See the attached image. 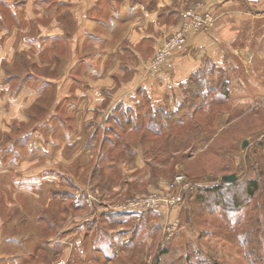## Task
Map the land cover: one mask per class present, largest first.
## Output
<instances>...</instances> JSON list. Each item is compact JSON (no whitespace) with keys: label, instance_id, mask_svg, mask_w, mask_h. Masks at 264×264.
<instances>
[{"label":"rangeland","instance_id":"374dc122","mask_svg":"<svg viewBox=\"0 0 264 264\" xmlns=\"http://www.w3.org/2000/svg\"><path fill=\"white\" fill-rule=\"evenodd\" d=\"M231 1L243 13L228 20L237 39L220 65L208 61L188 80L176 107L155 108L145 98L141 107L104 118L76 104L72 93L71 106H56L61 95L46 91L44 78L61 74L65 46L53 60L36 45L1 65L0 264H264V0ZM12 4L0 1L6 30L15 21ZM193 7L206 12L201 3ZM215 22L190 31L186 49L168 61L189 52L191 34ZM181 105L186 109L174 120L187 118L200 134L182 154L146 155L142 146L131 157H118L115 147L101 152L106 139L118 142V120L142 118L143 129H166L165 114ZM179 174L199 189L193 197L188 190L176 209L123 210L137 199L167 196ZM230 175L236 184L223 185ZM251 181L258 186L252 196ZM169 220L178 224L172 235Z\"/></svg>","mask_w":264,"mask_h":264},{"label":"crops","instance_id":"0c3cea01","mask_svg":"<svg viewBox=\"0 0 264 264\" xmlns=\"http://www.w3.org/2000/svg\"><path fill=\"white\" fill-rule=\"evenodd\" d=\"M0 1L13 3L15 20L7 30L0 26V68L13 65L18 51L37 45L53 60L65 46L69 60L57 78H44L46 91L59 92L56 106H71L72 93L76 104L84 103L88 113L104 118L120 107H141L145 98L155 108L180 105L188 80L206 62H223L225 47L233 45L238 32L228 20L243 14L228 0ZM198 3L216 18L213 28L191 34L189 52L173 56L159 73H152L154 51L180 29L186 10ZM46 66L54 67L50 62Z\"/></svg>","mask_w":264,"mask_h":264},{"label":"trees","instance_id":"16d2710c","mask_svg":"<svg viewBox=\"0 0 264 264\" xmlns=\"http://www.w3.org/2000/svg\"><path fill=\"white\" fill-rule=\"evenodd\" d=\"M203 70L204 69H201L198 73L193 75L190 78L191 79L190 82H193V80L196 79L198 75L203 74ZM185 109L186 108H184L183 105H181L179 110L175 112L173 115L165 114V118L164 117L163 118L165 121L169 122V125L166 126V129H161V126L160 129L158 128V130L143 129L141 128L142 118H137L138 120L136 123H134L131 120H128L126 124L118 120L117 121L118 128L121 129L122 131L121 134H118L120 135L118 138V142H113L110 139H106L102 143L101 152H103L106 147H110V149L115 147L120 149L119 153L117 154L118 157L120 156L123 158V154L131 157L132 155L135 154L137 148L139 146H142V148L145 150L146 155H151L155 151L157 153H172V152L181 153L180 149H182L183 146L190 144L193 139H195L196 141L200 136V134L197 133L198 127L195 126L194 123L190 122V120L188 122L187 118L184 120L180 118L179 120L176 121L174 120V118L179 116ZM117 111H120V108H118ZM158 119L153 118L152 121L154 122L155 120H157L159 122ZM155 138L159 141L158 142L151 141V139H155ZM156 146L158 147L160 146V148ZM189 179L192 180L191 178ZM236 180L231 183H225L222 181V183L223 185L224 184L233 185L236 184ZM220 190H221L220 186L214 189L213 188L205 189L206 192L220 191ZM256 190H258L257 182L251 181L249 183V190H248L249 195L250 196L254 195V192Z\"/></svg>","mask_w":264,"mask_h":264},{"label":"built area","instance_id":"2783aa9c","mask_svg":"<svg viewBox=\"0 0 264 264\" xmlns=\"http://www.w3.org/2000/svg\"><path fill=\"white\" fill-rule=\"evenodd\" d=\"M186 16L188 20L185 22L183 28L171 37L163 46L158 48L150 63V71L158 73L168 61L169 57L174 52L183 51L186 49L187 36L190 31H203L209 29L214 23V16L212 13L200 12L197 7L190 8ZM199 184V183H198ZM196 182H192L187 179L183 174H179L175 177V180L169 186V194L167 196L151 195L146 198L137 199L131 202L123 210L129 212H137L138 208L146 211H160V207L168 206L167 208L172 210L176 209L183 200L187 197L186 194L190 190V197H193L195 192L198 191ZM176 193V194H175ZM135 209V210H134ZM177 222L168 221L167 233L172 235L176 230ZM54 264H66L64 260H59Z\"/></svg>","mask_w":264,"mask_h":264},{"label":"water","instance_id":"95a60500","mask_svg":"<svg viewBox=\"0 0 264 264\" xmlns=\"http://www.w3.org/2000/svg\"><path fill=\"white\" fill-rule=\"evenodd\" d=\"M247 145V141L244 142V147ZM237 179L236 175H230V176H225L222 178V181L225 183H231L234 182Z\"/></svg>","mask_w":264,"mask_h":264}]
</instances>
